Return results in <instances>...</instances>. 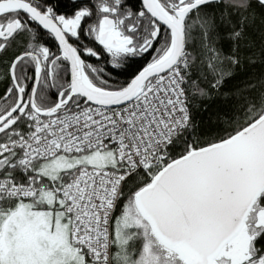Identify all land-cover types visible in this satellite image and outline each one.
Masks as SVG:
<instances>
[{
	"label": "snow or ice",
	"instance_id": "snow-or-ice-1",
	"mask_svg": "<svg viewBox=\"0 0 264 264\" xmlns=\"http://www.w3.org/2000/svg\"><path fill=\"white\" fill-rule=\"evenodd\" d=\"M0 264H264V0H0Z\"/></svg>",
	"mask_w": 264,
	"mask_h": 264
}]
</instances>
